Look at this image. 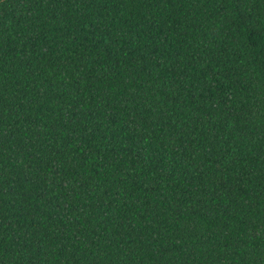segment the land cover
Wrapping results in <instances>:
<instances>
[{"label": "trees", "instance_id": "16d2710c", "mask_svg": "<svg viewBox=\"0 0 264 264\" xmlns=\"http://www.w3.org/2000/svg\"><path fill=\"white\" fill-rule=\"evenodd\" d=\"M0 264H264V0H0Z\"/></svg>", "mask_w": 264, "mask_h": 264}]
</instances>
